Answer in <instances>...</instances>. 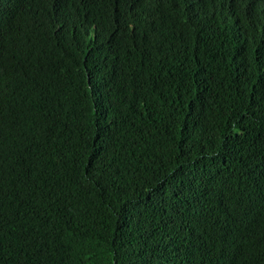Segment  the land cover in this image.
Returning <instances> with one entry per match:
<instances>
[{
	"label": "trees",
	"instance_id": "16d2710c",
	"mask_svg": "<svg viewBox=\"0 0 264 264\" xmlns=\"http://www.w3.org/2000/svg\"><path fill=\"white\" fill-rule=\"evenodd\" d=\"M11 9L0 264H264V0Z\"/></svg>",
	"mask_w": 264,
	"mask_h": 264
},
{
	"label": "clouds",
	"instance_id": "9594fccd",
	"mask_svg": "<svg viewBox=\"0 0 264 264\" xmlns=\"http://www.w3.org/2000/svg\"><path fill=\"white\" fill-rule=\"evenodd\" d=\"M13 0H0V4L3 6V10L0 12V26L6 27L14 20L12 19V5ZM0 45H1V37H0ZM259 250L261 255L264 256L263 250H264V243L259 244Z\"/></svg>",
	"mask_w": 264,
	"mask_h": 264
}]
</instances>
